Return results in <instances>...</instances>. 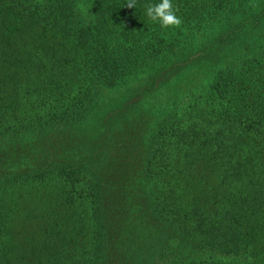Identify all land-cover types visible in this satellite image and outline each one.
<instances>
[{"label": "trees", "instance_id": "1", "mask_svg": "<svg viewBox=\"0 0 264 264\" xmlns=\"http://www.w3.org/2000/svg\"><path fill=\"white\" fill-rule=\"evenodd\" d=\"M128 2L0 0V264H264V0H172L182 23L167 29L145 15L160 0ZM156 97L169 103L136 119ZM60 128L89 151L12 165ZM54 174L89 180L91 242L64 248L83 261L9 241L15 218L41 217L37 198L22 217L17 184Z\"/></svg>", "mask_w": 264, "mask_h": 264}, {"label": "rangeland", "instance_id": "2", "mask_svg": "<svg viewBox=\"0 0 264 264\" xmlns=\"http://www.w3.org/2000/svg\"><path fill=\"white\" fill-rule=\"evenodd\" d=\"M240 50L241 49H238L235 54L237 55ZM197 75V81H192V78H189V80H171L170 82H180L178 84L173 85L169 84L170 82L167 83L165 85V88L159 92V95H165V97L167 98L168 96L171 97L172 94L177 96V94L180 92V94L184 96V89H187L188 87V92H190L192 89V85L198 83V81L202 78L200 77L201 74L197 73ZM131 81L138 82V80ZM182 81L192 82L189 84L190 86L184 87L183 84H181ZM144 82L145 81H143L142 83ZM134 84H132V86ZM79 87L80 86L77 84V90L75 89L74 91H72V96L76 95L79 90ZM125 87L126 86L120 87L118 90L119 92L113 93L112 91H110L105 93L103 97L104 101L105 99H118V101L121 102L128 99L130 96L129 94L125 93ZM142 97H145L143 93ZM160 102L162 104H160ZM167 103H169L167 99L166 101H162L160 97L159 99L156 97L151 98L149 100H145V102L140 106L142 109L135 110L136 119L141 120L140 115L142 111L145 112L146 110L150 111L152 115L155 114L154 116H156V114L160 113V109L158 107H163V105H166ZM118 104L119 103L116 101L113 105ZM124 123L125 127H132L138 129L141 136L143 134H145V136H149L152 133V129L154 127L155 122L153 120H148V123L146 124V126H144L141 121V123H138L137 126H133L130 124L129 118H126ZM65 132L66 131L61 132L60 128L59 133L54 131L50 134L45 135L43 139L40 140L36 144V146L31 150L32 154H30L28 158H26L25 160L21 159L20 157L19 160L12 158V165L15 167L17 165H21V168L23 167V169L28 170V172H33L34 170L38 169L37 167H40L44 162H50L53 157H55V160L66 159L63 158V156H66V153L71 158V149L75 147L74 144L78 143V141H76L75 139H70L71 135ZM59 134H65L64 141L67 142L66 145L65 143H63V145L55 144V140ZM78 145H80L81 148L85 147L86 150L89 151L87 144L79 142ZM59 147L62 148V150ZM10 169L12 170L13 168ZM89 187V180L85 177L83 179L78 178L77 180H74L72 176L69 177L64 176L62 174H54L52 176L47 177L45 182L41 184L33 183L25 188H23V186L18 183L16 191L22 192V195H25L23 196L24 206H22V208H27H25V210L27 211H21L22 217L23 215H26L28 209L33 212V210H31V207L36 204L34 198H37V205L39 204L38 208L39 210H41V217H39L35 221H33L30 217H27V222H25V226L21 225L19 217L17 219L15 218V221L11 225H9V227H7V230L11 233L9 241L12 244H19L20 242H23L29 245H33V243L35 244L39 242L48 247V250L46 251V257L50 260H56L59 258L66 260L69 257L74 258V263H76L75 261L77 257L81 260L83 256L82 252H84V250H78L77 247L70 252H64V248L68 243L78 244L80 242L86 241L91 242L90 232L92 231L91 229H93L94 219L92 217L93 215L91 208V197H89V191L91 190ZM14 197H16V195H14ZM16 211L15 215H17ZM145 223L147 224V222ZM152 237L153 235L151 236V238ZM160 238L162 237L160 236ZM151 243H154L153 245L156 244L153 241ZM64 256H66L67 258H64ZM155 260L157 261L156 257ZM115 263L129 264V261L127 259L119 258V260Z\"/></svg>", "mask_w": 264, "mask_h": 264}, {"label": "clouds", "instance_id": "3", "mask_svg": "<svg viewBox=\"0 0 264 264\" xmlns=\"http://www.w3.org/2000/svg\"><path fill=\"white\" fill-rule=\"evenodd\" d=\"M127 8L136 7V0H129ZM178 9H175L172 0H160L157 4L145 5V15L153 23H159L161 28H178L182 21L176 15Z\"/></svg>", "mask_w": 264, "mask_h": 264}]
</instances>
